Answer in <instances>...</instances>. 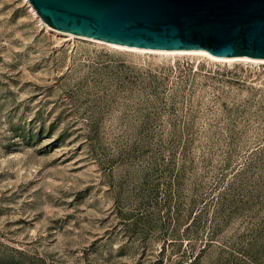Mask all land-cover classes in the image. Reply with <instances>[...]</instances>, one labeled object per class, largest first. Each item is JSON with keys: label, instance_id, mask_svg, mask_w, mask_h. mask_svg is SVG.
Returning <instances> with one entry per match:
<instances>
[{"label": "rangeland", "instance_id": "1", "mask_svg": "<svg viewBox=\"0 0 264 264\" xmlns=\"http://www.w3.org/2000/svg\"><path fill=\"white\" fill-rule=\"evenodd\" d=\"M0 264H264V63L67 38L0 0Z\"/></svg>", "mask_w": 264, "mask_h": 264}, {"label": "water", "instance_id": "2", "mask_svg": "<svg viewBox=\"0 0 264 264\" xmlns=\"http://www.w3.org/2000/svg\"><path fill=\"white\" fill-rule=\"evenodd\" d=\"M75 35L163 50L264 58V0H28Z\"/></svg>", "mask_w": 264, "mask_h": 264}, {"label": "bare ground", "instance_id": "3", "mask_svg": "<svg viewBox=\"0 0 264 264\" xmlns=\"http://www.w3.org/2000/svg\"><path fill=\"white\" fill-rule=\"evenodd\" d=\"M27 2L30 11L32 15L37 19L39 24L44 26L46 29L51 30L54 33L60 34L65 37L69 38H79V39H84L88 40L97 44H103L115 49L119 50H125L129 52H138V53H149V54H157V55H183V54H188V55H196V56H202L205 58H208L210 60L214 61H219V62H251V63H264V58H254V57H249V56H231V57H220V56H215L211 53H209L206 50H163V49H149V48H141V47H135V46H127V45H121V44H116V43H111V42H106L100 39H95V38H89L81 35H75L71 34L68 32H64L58 29H55L48 24L44 23L42 19L38 16L32 5L28 0H24Z\"/></svg>", "mask_w": 264, "mask_h": 264}]
</instances>
